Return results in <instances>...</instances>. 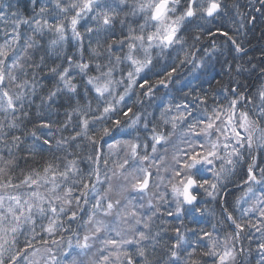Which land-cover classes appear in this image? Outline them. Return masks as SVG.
<instances>
[{
	"label": "snow or ice",
	"instance_id": "obj_1",
	"mask_svg": "<svg viewBox=\"0 0 264 264\" xmlns=\"http://www.w3.org/2000/svg\"><path fill=\"white\" fill-rule=\"evenodd\" d=\"M256 2L253 10L264 12V0ZM29 4L30 12L21 11L19 0H0V264H202L179 229L174 242L163 245L164 256L156 257L154 200H165L161 187L170 190L179 216L184 205L195 208L196 189L215 199L245 153L253 163L236 201L241 217L225 208L233 231L221 237L201 229L196 243L213 264H236L238 255L252 251L237 242L246 235L251 243L259 233L257 264H264V168L256 174L253 155L264 151V68L254 89L233 78L211 100L208 92L190 89L159 105L158 115L133 111L169 89L178 68L190 65L198 78L218 51L214 43L202 46L206 35L219 33L236 53L244 51L228 32L204 27L220 14L221 0ZM238 15L242 29L246 17ZM82 22H88L83 33ZM68 45L76 54H67ZM49 56L60 63L48 66ZM227 66L236 76L245 70ZM40 73L52 81L41 111L61 95L70 109L61 121L40 119L22 137L16 131L29 116L26 103L44 87ZM29 136L25 161L40 160L17 176L16 154Z\"/></svg>",
	"mask_w": 264,
	"mask_h": 264
},
{
	"label": "trees",
	"instance_id": "obj_2",
	"mask_svg": "<svg viewBox=\"0 0 264 264\" xmlns=\"http://www.w3.org/2000/svg\"><path fill=\"white\" fill-rule=\"evenodd\" d=\"M19 6L22 11V8L27 7V9L31 6L29 4V0H19ZM239 11L247 10L248 6L247 4H243L242 7L238 5ZM29 11V10H28ZM30 12V11H29ZM260 16L253 14L252 16L255 17V20L252 24V27L250 28L247 26V30L242 34H235V33H229L232 35L237 43H239L242 48L244 49L243 52L241 53H236L234 50V46L231 44L232 48L229 46H225L224 48L220 49V53L223 55V57L226 59L227 64H222V62L219 63L218 66L213 67L215 71L213 72L212 70L207 71L208 72V80H206L204 87H201V90L203 92H208L210 94V100H211V94L212 93H218L222 88L227 87L230 85V81L234 78L235 80H238L240 85L242 87H248L254 89L255 86H257L261 82V77H260V71L262 68H264V12H260ZM219 29V28H216ZM216 29H214L216 31ZM221 32H227L226 29L221 28L219 29ZM207 39H212L218 38V39H223L222 41L220 40L221 44L222 42H225L226 44L230 41L227 40V38L219 33H217L213 37H208L207 35L205 36ZM51 38V34H49L48 37H45V40L42 41V43H46L48 39ZM210 39V40H211ZM207 42V46L210 44L211 41ZM224 43V44H225ZM231 43V42H230ZM223 47V45H221ZM43 51L39 52L37 54V59H39L40 55H43ZM46 62L48 66H54V63H60V60H57L55 56H49L46 57ZM250 63V64H248ZM241 64L243 67L244 72L243 74H240L239 76H236L235 72L233 71L232 73L228 72V66L227 65H232V68L235 69L236 65ZM250 65L255 68V71H252L250 68ZM251 69V70H250ZM45 69V73H46ZM45 73H40L38 74V79L40 77L44 76ZM40 83L44 85L42 88H37V94L32 97V103L29 105L26 103L25 111L29 113L28 118L24 120V123L21 127L20 130L16 131L17 135H21L22 137L24 136L25 132H28L33 128V125L36 123H39L40 119H48L52 120L54 122H58L64 119L65 117V112L70 109V104L71 102L69 101L67 96L61 95L56 98L55 104H53L51 109L47 108V103L45 102L44 105V110L41 111L40 105H41V98L47 96L48 89L51 87L52 81L49 79H40ZM231 86H235V84H231ZM39 113V115H38ZM32 138L29 136L27 140L25 141V144L21 146L22 151L17 153L16 155L18 156V164L19 167L15 170L16 175L19 176L22 171H27L29 167L33 166H38V162L40 160L39 157H36L33 159L32 157H27V162L25 161V157L27 156V146L31 144ZM86 150L81 152V155H85ZM253 163L252 156L248 155L246 153V156L244 160H242L239 164V167L237 168L236 173L234 174L235 177L233 180V184L238 185L239 188L235 190L228 191V189L225 190V194H223L222 198H218L216 200V203L213 202L212 206L205 207L204 210H210L212 214H201L200 218H196L197 220L193 221L192 223L186 222L184 224V227H180L178 223L176 229H179L182 233H184L185 237L192 241V247L197 248V257L201 259L202 264H213V258L212 257H206V256H201L200 253L203 251H207L206 248H204L202 245H197L196 243V234L200 233L201 229L204 231H210L214 232V235H219L221 237L224 236L225 233L232 232L233 231V226L231 223L229 224L227 220L225 219V214H224V209L227 208L229 212H231L236 218H240L242 213L239 210L241 206H238L236 204L237 199L242 195L243 193V181L246 179V173H247V168L249 164ZM254 163L262 165L261 168H264V151H261L257 155L256 161ZM83 167V165H82ZM258 175V174H257ZM232 184V185H233ZM241 185V186H240ZM245 207V205H242ZM213 210V212H212ZM201 211V213L203 212ZM186 210L184 211V214L186 215ZM206 216H210V218H207ZM187 218V216H185ZM189 217V216H188ZM187 219H185L186 221ZM242 222V221H241ZM255 222V218H254ZM165 223V222H164ZM170 223V222H169ZM174 225L173 230H163L160 232L164 236H159L160 243L157 245V252H156V257H162L164 256V248L163 245L165 244H171L175 240L176 236V229H175V223L172 222ZM215 226V228L213 227ZM179 227V228H178ZM256 238H254L251 243H249V240L247 239V236L245 235L242 237V240L240 242H237V248L239 249L241 246L247 250L248 248H251L252 251L251 254L252 256V262L247 263V264H257V261L259 259L257 253H256V248L257 244L260 242L259 241V233L255 234ZM138 258V257H137ZM139 260V259H137ZM241 262L239 264H243L242 259L239 257L237 261Z\"/></svg>",
	"mask_w": 264,
	"mask_h": 264
},
{
	"label": "rangeland",
	"instance_id": "obj_3",
	"mask_svg": "<svg viewBox=\"0 0 264 264\" xmlns=\"http://www.w3.org/2000/svg\"><path fill=\"white\" fill-rule=\"evenodd\" d=\"M15 2V0H14ZM26 2V0H25ZM222 3V10L220 12V14L211 21L210 24H205L204 27L205 28H211L214 32L216 28H224L227 30L228 33H235V34H240V33H244L247 30V26H249L250 28L252 27V24L254 21L249 22L247 17L252 16L253 14L260 16V12H256L253 9L254 8H258L259 4L256 2V0H221ZM247 4L248 8L247 10H243L242 12L237 10L239 7L238 5H240L242 7L243 4ZM25 8H22V11ZM29 11H31V6L28 8ZM253 12V14H252ZM239 14H244V16L246 17L245 19V27L242 29H239V21H240V17ZM252 14V15H251ZM88 22H82L81 26H80V31L83 33L84 32V25L87 24ZM129 23H132V18H129ZM196 23H199L198 21ZM133 27H135V24H132ZM239 29V30H237ZM117 31H119V25H117ZM126 31V28H125ZM210 38V37H209ZM219 38V37H218ZM217 37L214 38V40L212 41V39H207L206 37L203 38L201 44L204 48H210L212 46V44L214 43L218 49V51L215 53V55H213L210 59L207 60V64L206 67L204 69L201 70V72L196 73L195 75L198 77L197 79H193V76L190 74V65H186L182 68H178L177 73L174 74V81L173 83L170 85L169 89H164L161 88L159 89V91H157L156 93V99L149 102L147 99L144 100L143 105H136L133 107V111H137V110H144L147 109L149 112L152 111H156L157 115H158V111L159 105H162L164 103H166L170 98L172 97H176L177 99L184 93V92H188L190 89H195L196 92H203V90H201V87H204V84L206 82V80H208L209 78L208 76V72L209 70H212L213 67H216L219 65L220 62H222V64L225 63L226 59L223 57L224 55H226L225 53H223V55L220 53V49L224 48L226 45L229 46L230 48H232L231 43L228 42L227 44L225 42H220V40L222 41L223 39H218ZM211 41L210 44L207 46V42ZM85 46H87L88 44V38L87 36L85 37ZM95 43V37H93V45ZM225 43V44H224ZM223 45V47L221 46ZM201 45H198V47H200ZM66 52L68 55H74L76 54V49L74 47H72L71 45H68L66 47ZM203 53H199L198 55H202ZM165 59H161L160 63L163 64L165 63ZM170 62V60L168 61ZM250 64V63H248ZM241 65V64H238ZM237 66V65H236ZM253 66L250 65V68L252 69ZM216 69V68H215ZM215 69H213L212 71L214 72ZM250 69V70H251ZM252 71H255V68L252 69ZM244 71L241 72V74H243ZM170 95H165V93H169ZM221 92V90H220ZM219 93V91H218ZM133 99H135V97H133ZM111 142V141H109ZM104 151H107V146L105 145ZM259 152H254L253 155L255 156V161L257 159V155ZM246 156V153L244 155V158ZM243 158V160H244ZM256 174L259 175V169L261 168V164L260 166L256 163ZM239 167V164L236 166V169L234 171V173H232L230 176L227 177L226 181H224V183H226L227 187H221L219 190L218 195L216 196L215 199H213L212 197L208 196L207 193L202 190V189H196L195 190V194H197V199L198 202L195 205V208H193L192 206H188V205H184V211L186 210V215L184 214V211L182 212L181 215L177 216L175 215V208H176V204H175V200L171 195L170 190L165 189L163 187H161L160 191L161 192H167V196L165 198V200L163 201H159V200H154V203H157L159 206V212L157 213V215L153 218V232H159V236H164L162 235L160 232H162L163 230H169L172 229L174 225L172 224V222L175 223V229L177 227V225L179 224L180 227H184V224L186 222H188L189 224L192 223L194 220L196 221V218H200V215L203 213H207V214H212L210 210H204L203 209L205 207L210 208V206H212L213 202L216 203V200L218 198H222L223 194H225V190L229 188L230 185L233 184V180L235 177V173L237 171V168ZM219 168V162H217V169ZM208 178L212 179L211 177V173L208 174ZM243 187V186H242ZM243 195V193H242ZM241 195V196H242ZM245 207H247V205H245ZM197 209L199 211H197ZM201 211H203L201 213ZM171 212L173 213L172 215H169L168 213ZM213 212V210H212ZM187 216V218L185 217ZM189 216V217H188ZM207 218H210V216H206ZM255 217H252L253 221H254ZM185 219H187L185 221ZM165 222V223H164ZM170 222V223H169ZM229 224L230 222L227 221ZM178 223V224H176ZM179 228V227H178ZM252 255L248 254L247 251H245L244 253H242L241 255L237 256V259H239V257L242 259L243 264H247L252 262ZM139 259V257L137 258ZM236 259V264H239L241 262V260L237 261Z\"/></svg>",
	"mask_w": 264,
	"mask_h": 264
},
{
	"label": "bare ground",
	"instance_id": "obj_4",
	"mask_svg": "<svg viewBox=\"0 0 264 264\" xmlns=\"http://www.w3.org/2000/svg\"><path fill=\"white\" fill-rule=\"evenodd\" d=\"M229 187L230 188L228 189V191L235 190V189H238L239 188V186L238 185H235V184L230 185Z\"/></svg>",
	"mask_w": 264,
	"mask_h": 264
}]
</instances>
